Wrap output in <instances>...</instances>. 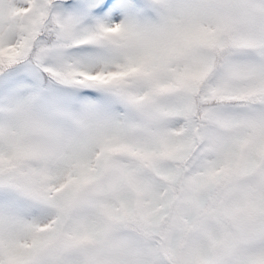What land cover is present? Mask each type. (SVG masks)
I'll use <instances>...</instances> for the list:
<instances>
[{
    "label": "snow or ice",
    "instance_id": "6c2138e0",
    "mask_svg": "<svg viewBox=\"0 0 264 264\" xmlns=\"http://www.w3.org/2000/svg\"><path fill=\"white\" fill-rule=\"evenodd\" d=\"M0 264H264V0H0Z\"/></svg>",
    "mask_w": 264,
    "mask_h": 264
}]
</instances>
